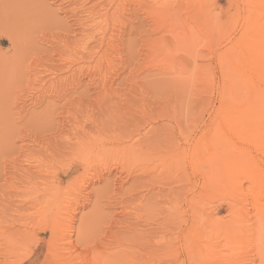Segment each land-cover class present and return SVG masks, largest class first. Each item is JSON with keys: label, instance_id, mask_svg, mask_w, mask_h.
Segmentation results:
<instances>
[{"label": "rangeland", "instance_id": "obj_1", "mask_svg": "<svg viewBox=\"0 0 264 264\" xmlns=\"http://www.w3.org/2000/svg\"><path fill=\"white\" fill-rule=\"evenodd\" d=\"M221 89L255 110L213 113ZM22 263L264 264V0H0Z\"/></svg>", "mask_w": 264, "mask_h": 264}, {"label": "bare ground", "instance_id": "obj_2", "mask_svg": "<svg viewBox=\"0 0 264 264\" xmlns=\"http://www.w3.org/2000/svg\"><path fill=\"white\" fill-rule=\"evenodd\" d=\"M226 90L221 89L220 91V107L213 111V113L220 114L221 112H232V113H249V111H254L255 109L250 107V105H245L246 103H234L233 96H226ZM226 96V97H225ZM245 105V106H243ZM58 258V257H57ZM58 260V259H57ZM66 262V260H65ZM23 264V263H22Z\"/></svg>", "mask_w": 264, "mask_h": 264}]
</instances>
